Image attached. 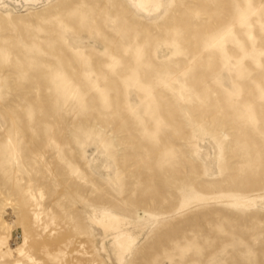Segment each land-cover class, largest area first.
I'll return each instance as SVG.
<instances>
[{
  "label": "rangeland",
  "instance_id": "1",
  "mask_svg": "<svg viewBox=\"0 0 264 264\" xmlns=\"http://www.w3.org/2000/svg\"><path fill=\"white\" fill-rule=\"evenodd\" d=\"M0 264H264V0H0Z\"/></svg>",
  "mask_w": 264,
  "mask_h": 264
},
{
  "label": "bare ground",
  "instance_id": "2",
  "mask_svg": "<svg viewBox=\"0 0 264 264\" xmlns=\"http://www.w3.org/2000/svg\"><path fill=\"white\" fill-rule=\"evenodd\" d=\"M224 201L230 204H250L245 198L231 196L225 198ZM95 223L100 231L104 248L111 247L118 253L124 254L135 244L140 236L141 229L148 224V220L139 223L120 213L106 211L102 217L95 219ZM26 240V237H24V242ZM20 254L21 256L24 255L22 252Z\"/></svg>",
  "mask_w": 264,
  "mask_h": 264
}]
</instances>
